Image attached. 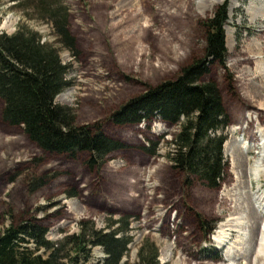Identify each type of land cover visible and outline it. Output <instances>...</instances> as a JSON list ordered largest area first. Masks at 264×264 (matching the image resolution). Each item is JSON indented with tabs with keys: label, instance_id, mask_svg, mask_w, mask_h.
<instances>
[{
	"label": "rangeland",
	"instance_id": "374dc122",
	"mask_svg": "<svg viewBox=\"0 0 264 264\" xmlns=\"http://www.w3.org/2000/svg\"><path fill=\"white\" fill-rule=\"evenodd\" d=\"M107 1L112 0L0 1L1 31L13 33L25 24L54 44L69 65L70 85L56 102L75 109L77 124L100 125L124 144L94 167L86 151L75 157L44 152L22 126L3 120L0 98V231L36 215L49 227L48 238L58 240L78 232L81 221L105 228L128 216L133 240L122 264L137 261L146 239L158 247L161 264H264L257 255L259 228L264 232V126L251 112L248 121L255 123L256 138L249 135V126L244 132L233 128L241 105L237 76L264 112V0H116L112 6ZM188 3L197 10L193 14L187 12ZM224 3L229 11L227 57L225 64H210L205 79L220 85L231 123L224 130V180L219 188H209L175 169L167 157V141L178 126L160 119L150 127L121 125L110 117L147 86L176 77L203 57V21ZM44 5L66 11L76 53L58 41ZM150 140L158 142L154 155L144 150ZM234 143L238 146L229 156L227 147ZM253 164L262 167L261 176L248 174ZM41 177L48 179L46 184L33 190L32 181ZM214 193L223 196L229 209L214 212ZM227 220L233 228L222 245L213 234ZM105 256L101 246H94L85 264H102Z\"/></svg>",
	"mask_w": 264,
	"mask_h": 264
},
{
	"label": "trees",
	"instance_id": "16d2710c",
	"mask_svg": "<svg viewBox=\"0 0 264 264\" xmlns=\"http://www.w3.org/2000/svg\"><path fill=\"white\" fill-rule=\"evenodd\" d=\"M10 1L22 4L24 0ZM115 1H107L105 5ZM188 7L189 14L197 11L192 3H188ZM42 10L50 17L48 20L58 41L76 53V38L66 11L50 5H44ZM105 13L110 18L107 9ZM228 20V6L224 3L212 17L203 21L204 56L185 65L176 77L147 86L110 117L121 125L147 123L150 127L160 119L178 126L167 141V157L175 169L199 178L209 188H219L224 180L227 170L224 130L231 123V115L220 85L205 76L210 64H225ZM69 68L59 49L43 41L38 31L25 24L13 33L0 30L1 115L8 124L22 126L27 137L44 152L75 157L86 151L90 153L88 164L91 167L101 165L108 155L123 149L124 144L107 135L100 125L77 124L75 109L56 102V97L70 85ZM237 83L241 105L235 114L234 127L244 132L249 126V135L256 138L255 123L248 121V114L257 112L264 126V112L245 94L244 82L238 76ZM157 146L158 142L150 140L144 150L154 155ZM47 180L41 177L32 181L33 190L45 185ZM211 200L214 212L229 209L219 193H214ZM48 231L49 227L36 215L9 224L0 231V264H85L92 259L94 246H101L105 252L102 264H122L133 240L128 216L112 220L105 228L96 227L92 221H81L78 232L65 233L58 240L49 239ZM158 257V247L146 239L138 249L137 261L132 264H161Z\"/></svg>",
	"mask_w": 264,
	"mask_h": 264
},
{
	"label": "bare ground",
	"instance_id": "6f19581e",
	"mask_svg": "<svg viewBox=\"0 0 264 264\" xmlns=\"http://www.w3.org/2000/svg\"><path fill=\"white\" fill-rule=\"evenodd\" d=\"M233 128L235 130L239 127H233ZM237 142H238V140H237ZM236 146H238V144L234 143L232 145V147H227V154L229 156H233L232 155L233 148H236ZM246 152H247V150H246ZM247 171H248V174H257V175L259 174L261 176L262 167L259 166L258 164H253L252 167L247 168ZM239 176H240V174L238 173V177ZM257 178H259V176H257ZM232 228H233V225L231 224L230 220H227V221L221 223V226H219L218 229H216L215 233L213 234L214 240H216L217 242H219L220 244L223 245L229 239V235L231 234L230 231L232 230ZM258 231H259L258 232L259 237L257 239V255L262 256V258L264 259V232L262 231L261 228H259Z\"/></svg>",
	"mask_w": 264,
	"mask_h": 264
}]
</instances>
